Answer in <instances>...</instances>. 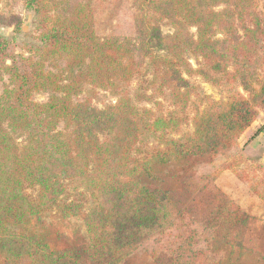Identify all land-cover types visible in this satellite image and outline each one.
<instances>
[{
    "label": "trees",
    "instance_id": "obj_1",
    "mask_svg": "<svg viewBox=\"0 0 264 264\" xmlns=\"http://www.w3.org/2000/svg\"><path fill=\"white\" fill-rule=\"evenodd\" d=\"M20 1L34 13L28 56L0 36V264H121L155 236L156 264H205L225 247L233 264L253 217L216 176L149 184L158 168L234 150L264 116V0ZM111 13L124 24L106 32ZM98 91L115 102L95 107ZM196 209L202 228L181 231ZM57 223L71 227V246L50 241L66 235Z\"/></svg>",
    "mask_w": 264,
    "mask_h": 264
},
{
    "label": "rangeland",
    "instance_id": "obj_2",
    "mask_svg": "<svg viewBox=\"0 0 264 264\" xmlns=\"http://www.w3.org/2000/svg\"><path fill=\"white\" fill-rule=\"evenodd\" d=\"M95 6L102 9H107L113 0H93ZM264 12V6L260 9ZM10 16H15L19 19V30L11 26L7 21ZM0 36L6 39L14 38L16 47L15 54L27 57L28 55L22 49V44L27 41L28 35L34 30V13L25 9L20 0H0ZM104 21L103 27L106 32L113 31L114 27L123 25L124 21L119 14L111 13L102 18ZM164 33H171L168 27H163ZM191 34H195V29H190ZM190 65L197 69L201 64V59L188 57ZM188 81L199 89L202 95L210 96L213 100L220 98L218 90L210 84L203 82L199 77L187 78ZM136 82L131 84V89L135 90ZM2 87H0V92ZM33 100L38 103H43L47 100L45 94H34ZM113 98L108 92L98 91L93 105L99 109L104 106L113 104ZM165 104V110L171 108ZM263 129L262 132L253 137L255 132ZM191 130V127H185L184 132ZM253 137V138H252ZM151 144V140L148 141ZM196 174H204L216 176V186L224 191L236 203H238L248 214L253 217L249 226L248 235L244 241V249L246 252H241L236 256L233 264H264V201L260 199V192L264 193V116L260 117L252 124L250 129L245 132L240 139L236 148L228 153H223L215 157L206 156L188 160L178 166H168L158 168V175L161 182L149 184L151 188L158 190H168L178 188L181 180L186 176ZM192 219V220H191ZM205 216L201 210H193L191 218L187 217L179 223L181 231L186 232L190 229L182 227V224L189 225L192 228H202ZM58 226L60 233L66 235H58L59 239H55L51 232L50 241L57 246L72 245V240H69L71 235V227ZM162 243H166L165 239H161ZM160 241V236L150 237L146 241L138 243L131 254L121 264H156L149 254L150 248H156V243ZM171 241V240H170ZM230 250L228 247L222 249L219 255L210 256L205 261V264H227Z\"/></svg>",
    "mask_w": 264,
    "mask_h": 264
}]
</instances>
